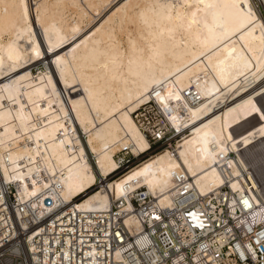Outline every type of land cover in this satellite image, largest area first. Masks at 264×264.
Masks as SVG:
<instances>
[{
	"label": "bare ground",
	"instance_id": "6f19581e",
	"mask_svg": "<svg viewBox=\"0 0 264 264\" xmlns=\"http://www.w3.org/2000/svg\"><path fill=\"white\" fill-rule=\"evenodd\" d=\"M253 1L0 0L2 175L22 186L29 176L34 190L48 185L34 173L44 175L66 200L84 192L79 208H104L108 192L87 191L96 175L115 169L121 146H149L135 109L154 95L176 110L191 85L203 98L184 107L192 128L179 156L159 150L108 183L115 196L167 190L179 158L204 190L221 180L217 154L239 144L264 154V17ZM170 200L167 190L159 203Z\"/></svg>",
	"mask_w": 264,
	"mask_h": 264
},
{
	"label": "built area",
	"instance_id": "2783aa9c",
	"mask_svg": "<svg viewBox=\"0 0 264 264\" xmlns=\"http://www.w3.org/2000/svg\"><path fill=\"white\" fill-rule=\"evenodd\" d=\"M182 92L176 110L154 95L135 109L149 146L139 152L121 146L113 154L115 169L96 175L87 191L106 190L110 202L104 208H79L76 201L84 192L66 200L59 183L47 176L34 173L36 181L48 180L34 190L29 176L22 186L0 172V264H264V177L259 173L264 154L247 153L242 144L217 154L221 180L204 190L179 158L180 169L170 175L168 204L159 203L167 190L140 184L117 197L108 186L161 149L179 156L178 146L192 128L184 107L203 98L193 85ZM131 217L138 227L128 223Z\"/></svg>",
	"mask_w": 264,
	"mask_h": 264
},
{
	"label": "rangeland",
	"instance_id": "374dc122",
	"mask_svg": "<svg viewBox=\"0 0 264 264\" xmlns=\"http://www.w3.org/2000/svg\"><path fill=\"white\" fill-rule=\"evenodd\" d=\"M254 2V4H255V6H256V8L258 9V11H259V13L260 14H262L263 15V17H264V2L262 1V0H254L253 1ZM112 7H110L109 9H105L104 11V13L103 14H101L100 16H99V18H97L96 17V19L97 20H95L96 22H94V24H96V23H98V22H100L103 18H104V16L107 14V12L109 13L112 9H111ZM99 19V20H98ZM129 26H132V24H129ZM120 36L121 35H123L122 33H120L119 34ZM40 37H41V35H40ZM41 41H42V39H41ZM44 42V41H43ZM43 65H44V61H39L38 63H35L34 65H33V71L35 72V73H37V71L38 70H40L39 68H43ZM37 70V71H36ZM155 154V153H154Z\"/></svg>",
	"mask_w": 264,
	"mask_h": 264
}]
</instances>
